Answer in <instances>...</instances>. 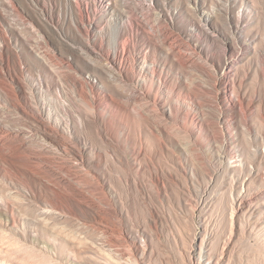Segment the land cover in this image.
I'll return each instance as SVG.
<instances>
[{
  "label": "rangeland",
  "instance_id": "374dc122",
  "mask_svg": "<svg viewBox=\"0 0 264 264\" xmlns=\"http://www.w3.org/2000/svg\"><path fill=\"white\" fill-rule=\"evenodd\" d=\"M40 262L264 264V0H0V264Z\"/></svg>",
  "mask_w": 264,
  "mask_h": 264
},
{
  "label": "bare ground",
  "instance_id": "6f19581e",
  "mask_svg": "<svg viewBox=\"0 0 264 264\" xmlns=\"http://www.w3.org/2000/svg\"><path fill=\"white\" fill-rule=\"evenodd\" d=\"M107 62V61H106ZM108 63V62H107ZM89 78V77H88ZM84 81V80H83ZM89 81V80H88ZM85 86H87L88 87V89L91 91L92 90V87L93 86H91L90 85V83H87L86 81L85 82H83L82 83V85H81V92H84L85 91ZM81 92H80V95H81ZM83 95V94H82ZM93 96V95H92ZM84 97V96H83ZM80 98V97H79ZM86 100V99H85ZM87 101V100H86ZM88 103V102H87ZM94 103H92V105H93ZM92 107V106H91ZM27 114H28V112H27ZM32 114V113H31ZM33 115V114H32ZM35 116V115H34ZM33 117V116H32ZM70 142V141H69ZM72 144V143H71ZM68 147V146H67ZM76 148V147H75ZM73 159V158H72ZM81 160V159H80ZM74 176V175H73ZM83 197V196H82ZM51 207V206H50ZM104 213V212H103ZM113 228V227H112ZM110 229V228H109ZM116 231V230H115ZM115 231L114 230H109V231H105V233H103V235H106V246L108 245V247H110L111 249H113V252H114V254L116 255H113L114 257H116V261L117 262H120L121 261V259H125L124 258V255H123V253H120V252H122V251H118L119 249H118V247L120 246L119 245V242H118V239H117V236H116V234H115ZM117 232V231H116ZM120 232V231H119ZM118 238H120V237H118ZM105 240V239H104ZM123 242H124V239H123ZM104 245V244H103ZM122 245V244H121ZM126 246V245H125ZM123 247H124V245H123ZM122 247V248H123ZM111 249H109V251H107V252H110V250ZM83 253V252H82ZM89 253V252H88ZM111 254V253H110ZM127 254V253H126ZM131 255V254H130ZM93 256V255H92ZM126 260V259H125ZM125 260H123V261H125ZM129 260V259H128ZM127 260V261H128ZM73 262V261H72ZM129 262V261H128ZM36 264H41V262L40 263H36Z\"/></svg>",
  "mask_w": 264,
  "mask_h": 264
}]
</instances>
